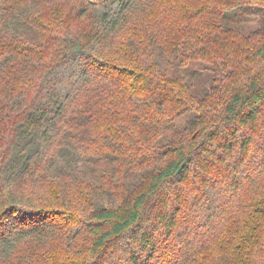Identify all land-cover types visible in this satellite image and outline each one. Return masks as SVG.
Instances as JSON below:
<instances>
[{
    "label": "trees",
    "instance_id": "1",
    "mask_svg": "<svg viewBox=\"0 0 264 264\" xmlns=\"http://www.w3.org/2000/svg\"><path fill=\"white\" fill-rule=\"evenodd\" d=\"M253 12L0 0V264H264V18L229 24Z\"/></svg>",
    "mask_w": 264,
    "mask_h": 264
},
{
    "label": "rangeland",
    "instance_id": "2",
    "mask_svg": "<svg viewBox=\"0 0 264 264\" xmlns=\"http://www.w3.org/2000/svg\"><path fill=\"white\" fill-rule=\"evenodd\" d=\"M245 15V14H244ZM243 16V15H242ZM241 19L231 18L229 24L234 26L235 29L239 30L244 35H249L251 33L260 31L263 29V18L264 14L261 12H253L246 14ZM138 30V29H135ZM137 32V31H136ZM137 37H140L141 34H137ZM163 55V54H161ZM159 55V56H161ZM161 64L163 66L167 65V60L160 58ZM181 61V60H180ZM177 71L182 72L183 75L188 77L195 86L200 90L210 89V87L215 83V79L218 78L216 70L213 66L204 60H199L196 62H188L184 66L180 64L179 60H172ZM185 122V119L179 122L178 125H181Z\"/></svg>",
    "mask_w": 264,
    "mask_h": 264
}]
</instances>
